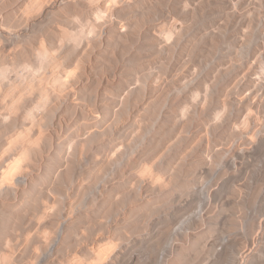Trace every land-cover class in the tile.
Returning a JSON list of instances; mask_svg holds the SVG:
<instances>
[{
	"label": "rangeland",
	"instance_id": "374dc122",
	"mask_svg": "<svg viewBox=\"0 0 264 264\" xmlns=\"http://www.w3.org/2000/svg\"><path fill=\"white\" fill-rule=\"evenodd\" d=\"M88 3L64 0L57 6L63 14L52 16L49 0H0V142L16 154L7 171L0 167V261L105 264L122 245L114 264H204L208 254L216 256L211 264H239L244 243L251 247L250 230L237 234L246 216L243 193L234 188L228 200L235 203L225 209L228 189L247 172L249 206L260 197L264 208V141L243 154L237 145L207 173L197 161L176 191L153 193L147 202L145 188L169 184L163 158L149 163L151 154L137 156L157 134L161 142L175 134L181 143L197 109L214 98L223 122L233 95L240 105L247 99L239 92L251 73L249 93L264 85L259 58L235 76L264 42V0H113L111 7L104 0L94 22ZM61 22L68 26L55 40L50 30ZM41 34L51 46L41 41L33 48ZM249 123L242 118L239 127L246 131ZM130 124L135 130L123 131ZM133 164L136 180L126 189ZM168 179L178 182L174 173ZM211 195L216 212L228 216L227 242L219 216L204 230L203 202ZM247 264H264V235Z\"/></svg>",
	"mask_w": 264,
	"mask_h": 264
},
{
	"label": "clouds",
	"instance_id": "9594fccd",
	"mask_svg": "<svg viewBox=\"0 0 264 264\" xmlns=\"http://www.w3.org/2000/svg\"><path fill=\"white\" fill-rule=\"evenodd\" d=\"M63 2L64 0H59V2H57V0H49V7L46 13L55 16L57 15V11H59L63 14L61 8L57 9V6L62 5ZM112 3L113 0H108L107 7H111ZM97 5L100 7V9H104V0H89L88 4L83 5L87 11V19L89 22H94L93 13L96 11ZM44 16L39 20L42 21ZM65 19L68 22V18L65 17ZM66 26H68V23H57L54 30H50L52 37L56 40V36L62 31V28ZM41 41L45 42L46 46H51L49 36L46 34H41L34 42L32 47L39 48ZM70 52L71 49L68 48L65 50L64 55H68ZM83 52L84 50L81 49V51L73 54L71 63L68 65V67H71L72 64L75 63L81 55H83ZM257 58H259L261 62H264V42H258L257 47L249 57L248 63L244 65V68L238 69L235 76H238L239 73L244 71V69L249 65L256 63ZM256 71H259V65H257ZM85 72L87 75H91V66L86 67ZM235 76L233 78H235ZM255 77L256 73H251L248 76V82L243 88L240 89L239 94L241 96L248 94L243 105H240V102L236 96L233 95L231 103L232 112L224 119L223 122H219L216 117L217 112L223 111V106L221 103L217 105L214 98L213 103L206 110H201L200 108L197 109V119L193 120L187 125V134L181 143L177 142L178 137L175 134L169 136L168 139L163 142H161V137L159 134L148 140L144 151L137 156V160L142 159L147 154H151L149 163L163 158L161 160L162 175L165 176V183H168L169 187L164 189L163 185H156L155 187L149 185L143 190L142 202H147V198L153 193L156 195H161L162 193L165 194L176 191L183 183L185 178L191 176L192 167L197 161H201L203 163V172L207 173L213 163L217 164L220 169L221 162H223L228 157V155L233 151L234 148L237 147V145H239V153L243 154L246 150H254L256 145H258L261 141H264V85H261L260 88H257L249 93V90L253 89V85L256 82ZM80 80L84 83L87 82L84 73L80 75ZM73 83L76 84V81H73ZM205 83H207V81ZM231 83L232 81L228 80L227 83L222 88H220L222 89L220 100L224 96V89L229 88ZM249 105L251 107H249ZM242 118L247 119L250 122L246 131L239 127ZM8 122V118L5 116L4 123L7 124ZM181 127H184V125H181ZM130 130H135L134 125L130 124L128 128L123 131ZM180 130L181 128H177V132ZM123 131L118 134V138L125 142V146L121 149V152L125 158H127L130 150L127 144L128 138H122ZM197 142H199L198 148L195 147ZM9 148L10 145L7 140L0 142V167H2L4 171H7L8 164L11 162L12 157L16 155L15 153L9 154ZM135 168L136 165L133 164L132 167L128 169L127 175L129 179L123 184L126 189L129 188V186L132 185L136 180V177L133 175ZM173 173L175 174L176 181L178 182H172L168 179ZM16 182L20 183L21 179H17ZM222 183L223 179L221 181V184ZM250 183L251 181L247 172L245 173V177L239 182H233L229 186V194L227 196V204L225 206V209H231L233 207L235 202L228 200V197L232 194L233 189L238 187L243 193V200L241 201L240 206L245 209L246 216L243 218V227L242 229L238 230L237 234L247 233L250 230L251 241V247H249V244L245 242L242 249L239 251V264H247L249 256L256 247L257 239L264 235V223H261L262 219H264V208L260 206V197L258 200L256 198L252 206H249ZM218 190L219 185L217 186L216 190L212 192V195ZM212 195L210 202L207 199H205L203 202L204 220L206 222V227L204 230L208 228L209 221H212L214 218L219 216L220 220L223 221L224 231L221 233V235L225 240V225L227 223L228 216L224 214L221 215V209L219 212H216V209L220 207L213 202ZM188 203L191 202L188 201ZM173 211H175V209H173ZM225 242L227 241L225 240ZM8 244L9 241L6 239L4 243L5 256L10 254ZM121 247H119L112 254L105 264H114L115 259L121 251ZM221 250L222 249H217L216 252L218 253ZM18 251L19 249H17V252ZM206 252H204L202 255H204ZM215 258V254L206 255L204 264H211V261ZM0 264H9V262L7 260H2L0 261ZM12 264H21L19 257L15 258Z\"/></svg>",
	"mask_w": 264,
	"mask_h": 264
},
{
	"label": "snow or ice",
	"instance_id": "6c2138e0",
	"mask_svg": "<svg viewBox=\"0 0 264 264\" xmlns=\"http://www.w3.org/2000/svg\"><path fill=\"white\" fill-rule=\"evenodd\" d=\"M73 73H69V75H72ZM19 164H20V161H17V164H16V166L14 167V169H13V175L15 174V170H16V168H18L19 167Z\"/></svg>",
	"mask_w": 264,
	"mask_h": 264
}]
</instances>
